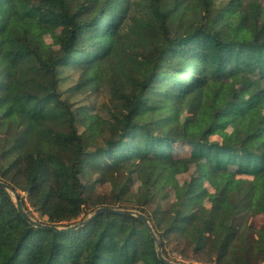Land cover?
I'll use <instances>...</instances> for the list:
<instances>
[{"label":"trees","instance_id":"obj_1","mask_svg":"<svg viewBox=\"0 0 264 264\" xmlns=\"http://www.w3.org/2000/svg\"><path fill=\"white\" fill-rule=\"evenodd\" d=\"M59 27L61 53L43 60L39 38ZM240 50L264 84L260 0H0V109L12 108L0 122L17 152L12 160L0 153V182L33 219L27 204L42 224L77 225L34 227L0 186V264H164L134 216L75 222L89 202L80 175L96 170L123 210L132 209L120 203L135 174L140 185L128 202L148 217L168 260L182 264L167 253L177 249L207 264H264V222H254L264 214V112L245 117L229 69ZM65 67L82 68L71 91L106 89L99 110L107 117L62 98ZM223 125L216 142L204 141ZM180 145L199 152L214 177L211 206L202 204L206 189L186 190L171 213L157 206L150 216L163 182L185 171L167 164ZM220 155L250 176L210 162Z\"/></svg>","mask_w":264,"mask_h":264},{"label":"rangeland","instance_id":"obj_2","mask_svg":"<svg viewBox=\"0 0 264 264\" xmlns=\"http://www.w3.org/2000/svg\"><path fill=\"white\" fill-rule=\"evenodd\" d=\"M260 2L264 9V0H260ZM63 35L64 29L59 27L54 29L52 33L44 34L39 38L38 52L43 60H47L50 56L58 57L60 55V42ZM239 53V61L236 64L232 62L229 65V69L231 70V80L245 99V103H243L245 117L257 121L264 112V84L259 79L258 69L256 65L251 62L249 54L244 50H240ZM81 72L82 68L80 67H65L62 69L61 76L63 80L60 85L62 98L77 104L76 106L84 105L93 109L95 108L94 112H98L101 116L107 117V113H102L99 110L103 103L108 99L106 89H96V86L91 85L82 87L76 92L68 89L82 80ZM11 111L12 108L10 106H5L0 109V114L4 115ZM182 116H184V114ZM222 129L226 130L227 126L223 125L215 127L213 131L206 134L204 141L207 143L216 142ZM4 131L5 125L0 122L1 158L2 160H12L16 157L17 152L12 144L5 138ZM98 140L101 142V137ZM177 147L174 156L167 160V164L175 170L179 169L182 165L185 167V171L179 172L175 174L173 178H167L163 182L155 199L156 202L153 205H148L146 207V212L150 216L152 215L154 208L157 206L159 207V210H166L171 213L186 190L197 193L206 189L207 194L202 199V204L205 208L211 206L212 194L214 191V177L205 171L203 160L201 159L199 152L193 150L190 145H180ZM179 157L183 159L182 162L178 160ZM216 158L217 159L209 157V160L212 164L218 165V167L233 171L237 178L250 176L248 172H243L240 168L241 165L239 162H231L223 155L217 156ZM80 179L85 185L84 196L87 197L89 202L85 206L84 213L75 222L88 218L93 214L95 209L100 206L112 207L114 204L113 191L106 172L100 170L91 173L83 172L80 175ZM139 185V180L135 174H133L126 183V189L122 195L124 201L121 202L120 205L132 208L131 211L139 212L138 209L133 207L132 203L128 202L136 196ZM11 195L13 196L12 193ZM21 195L24 194L21 193ZM27 208L34 215L35 219L41 222H46V217L40 216L39 213L34 212L28 204ZM254 222L255 227H259L260 224L264 222V214L255 217ZM167 253L171 259H175L182 264H207L203 255H193L192 251H189L184 255L185 252L180 253L177 249H168Z\"/></svg>","mask_w":264,"mask_h":264},{"label":"water","instance_id":"obj_3","mask_svg":"<svg viewBox=\"0 0 264 264\" xmlns=\"http://www.w3.org/2000/svg\"><path fill=\"white\" fill-rule=\"evenodd\" d=\"M0 186L7 189L9 192H11L13 194V199L15 202V206L17 208L18 213L29 223H31L34 227L36 228H44V229H52V230H71L73 228H76L77 225H72L69 226L67 228H60L54 225H47V224H42L41 222L37 221L36 219H33L28 213L27 211L24 209L23 204L19 198V194L18 191H16L12 186L4 183V182H0ZM112 213V214H120V215H127V216H134L136 218H138L139 220H141L145 226L149 229V231L151 232L153 238L156 240L157 243V257L158 259L163 262L164 264H178L175 262H172L170 260H168L167 258L164 257L163 252H162V244L161 242L157 239V237L154 235L152 227L148 221V217L143 214V213H139V212H135V211H131V210H123V209H117L114 207H110V206H101L99 208H97L93 214L91 216H89L87 218L86 221L82 222V224L86 223L87 221H89L90 219L96 217L98 214L100 213Z\"/></svg>","mask_w":264,"mask_h":264}]
</instances>
